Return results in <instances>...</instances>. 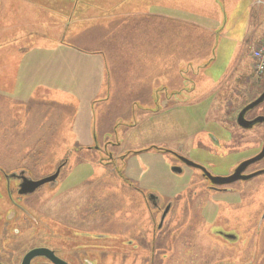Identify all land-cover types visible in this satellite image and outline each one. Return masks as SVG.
<instances>
[{
  "label": "rangeland",
  "instance_id": "obj_1",
  "mask_svg": "<svg viewBox=\"0 0 264 264\" xmlns=\"http://www.w3.org/2000/svg\"><path fill=\"white\" fill-rule=\"evenodd\" d=\"M154 1L166 4L0 0V167L25 168L35 178L58 172L55 186L43 185L42 221L19 229L32 234L42 227L46 245L62 256L80 245L76 262L260 264V243L247 242L246 251L242 240L236 250L226 248L205 235L198 216L210 196L233 200L236 219L241 215L255 229L264 212L263 174L234 181L230 195L208 192L193 178L198 170L185 167L188 206L174 202L171 223L167 217L154 240L160 215L141 193L155 192L163 203L178 193L183 176L170 170L169 150L223 175L259 148L262 124L242 128L236 119L264 86L252 59L263 47L264 0H219L224 16L214 0L208 11L195 8L199 0H176L171 10ZM215 17L220 21L212 24ZM259 113L264 100L246 117ZM260 166L264 159L249 169ZM84 198L90 208L82 211L90 216L81 222Z\"/></svg>",
  "mask_w": 264,
  "mask_h": 264
},
{
  "label": "flooded vegetation",
  "instance_id": "obj_2",
  "mask_svg": "<svg viewBox=\"0 0 264 264\" xmlns=\"http://www.w3.org/2000/svg\"><path fill=\"white\" fill-rule=\"evenodd\" d=\"M263 91L264 89L260 93H262ZM255 99L247 103L245 107L252 103ZM246 112L244 113V117L250 121L258 116H264L259 113L248 118L246 117ZM256 123H261L263 126L260 146L253 155L246 159H250L259 154L264 143V123ZM254 124L255 123L251 124L248 128H252ZM168 153L171 155L172 161L174 162L173 164H171L170 170L176 175L183 176V179L177 186V189L179 190L178 193L169 192V194H167L168 197L170 196V193L174 194L175 197H169L164 203L161 202V198H159L155 194V192H151L148 190L146 192H142V189L135 185L134 182L130 180V178H122L123 181H126L130 187H133L135 190L142 192L141 194L144 197L146 206L150 211H153V209L157 210L159 213L158 215H160L159 226L157 227L156 224L153 225V229L151 232L152 240L155 239L157 231L160 232L163 226V222L167 217L168 220L171 217V223V220L174 217V214L171 213V210L174 208V202L179 201L182 206L185 205L186 202V206H188L187 177L189 176V171L188 169H185V167L195 168L198 170L197 174L192 173L193 178L194 175L197 176L196 178H199V182H202V184L205 185L204 188H206L208 192L219 193L221 191H230V195L236 194V189L227 186L235 183L236 181H245L242 179H238L230 184H215L205 172H208L212 176L226 177L231 175L234 172L235 168L239 165V163L246 159L234 165L230 172H227L223 175H219L210 172L206 167L190 160L187 156L177 151L169 150ZM185 159L194 162L201 168L186 164ZM263 159L264 157L261 160ZM261 160H258L254 163H258ZM254 163L248 165L244 169V171L241 172L239 175H252L248 179H251L257 175H264V166H260L251 170L249 169V166L253 165ZM186 174L187 177L185 178L184 176ZM50 176L51 175L47 177ZM42 179L44 178L33 177L25 168L6 172L2 167H0V264H95L86 257H84L82 261L76 262V259L78 258L76 257V255L74 256L73 254L76 253V251L78 250H82V247L80 245L74 247L75 249L72 250L70 254L66 256L60 255L59 248H55L53 246L50 247L49 245H46L44 239L45 233L42 227L36 233L32 234H29V232L25 230L19 229L20 226L26 224L34 225V223L41 222L43 219V216L40 214V212L43 211L44 206H42V203L44 201L43 185L45 183L35 186V183ZM46 183H49L50 186H55L56 179L54 181ZM40 193H42L41 196H39ZM206 200L207 202H203L200 204L199 208L201 210L198 216V221H201V225L203 226L202 229L203 232H205V235H207L208 233L211 234V237H214L216 240H220L221 242L226 243V248H230L231 250H236V245L240 244L241 240L244 241L242 242V244H244H240L239 246L244 251L248 249L246 247L247 242L253 241L255 244L260 243V252L263 254L262 258H264V232L262 233L264 229H262L261 226L264 222V212L260 214L256 224V228L251 229L252 221L249 222V220L241 218V215H239V218L236 219L237 215L235 213L237 212V210L240 209L238 208V203L236 201L230 200L229 202H226L221 200V198H213L211 196L208 197ZM83 201V206L85 207L77 211V217L78 220H80L81 222H86L90 216V213H88L87 210L83 212L82 209L90 207H87L89 203L86 198H84ZM221 209H223V216L222 214H219V211H221ZM208 211H214L213 215L211 213L210 215L206 213ZM181 215H183L184 218L186 214H180V217ZM208 215L209 217H211V219L207 218ZM181 218L179 219L180 223L185 222L183 219L181 220ZM238 224L241 225L237 226ZM11 225L14 226L10 229ZM88 232L89 230H79V237L88 236ZM95 236L97 238L103 239L105 235L97 234ZM258 239L260 240V242H257ZM214 243L217 245V242ZM152 248V255H155L156 247L153 245ZM55 258H57L59 261H56ZM260 262H262L260 264H264V259ZM149 264H154V261H152L151 259L149 261ZM247 264H253V262H249Z\"/></svg>",
  "mask_w": 264,
  "mask_h": 264
},
{
  "label": "water",
  "instance_id": "obj_3",
  "mask_svg": "<svg viewBox=\"0 0 264 264\" xmlns=\"http://www.w3.org/2000/svg\"><path fill=\"white\" fill-rule=\"evenodd\" d=\"M264 100V91L252 102L250 103L248 106H246L245 108H243L240 113L237 115V124L242 127V128H248L251 124L253 123H256V122H262L264 123V116H258L256 118H254L253 120H247L245 117H244V113L246 112L247 109L253 107V106H256L258 105L259 103H261L262 101ZM264 157V143H263V146H262V149L261 151L259 152V154H257L256 156L250 158V159H246L244 161H242L241 163H239V165L235 168L234 172L229 175V176H226V177H222V176H212L211 174H209L208 172H205L207 174V176H209L212 180L213 183L215 184H227V183H231V182H234L238 179H242V180H246L248 178H250L252 175H249V176H240L239 174L241 172L244 171V169L258 161V160H261L262 158ZM185 163L190 165V166H195V167H199L201 168L199 165L195 164L194 162L192 161H189L187 159H185ZM58 175V172L56 171V173H54L53 175H51L50 177H46L38 182L35 183V186L36 185H40V184H43V183H46V182H50V181H54L56 179V176ZM56 261H59L57 258H55Z\"/></svg>",
  "mask_w": 264,
  "mask_h": 264
},
{
  "label": "crops",
  "instance_id": "obj_4",
  "mask_svg": "<svg viewBox=\"0 0 264 264\" xmlns=\"http://www.w3.org/2000/svg\"><path fill=\"white\" fill-rule=\"evenodd\" d=\"M174 1H176V0H165V3L166 4H163V2H161L162 4H163V6H158V4L159 3H157L156 1H154L153 2V4L156 6V7H165V10H168V9H173V5H171V3H173ZM184 0H180V2H178V3H182ZM190 2H191V0H189ZM215 1V3H217L218 4V6H219V8H220V10H221V12H222V14H223V16L224 15H226V13H225V11H224V6H222L221 4H220V1L219 0H214ZM237 1H241V0H237ZM248 1H250V0H248ZM248 1H247V3H248ZM243 3H244V1H243ZM247 3L245 4V5H247ZM168 4V5H167ZM197 4V6L195 7V8H197L198 9V7L201 9V10H207L208 11V9H212L214 6H213V3H212V0H199V2L198 3H196ZM231 4V3H230ZM174 8H176V7H174ZM247 8V6H245V9ZM180 12H184L182 9H181V11ZM258 12H260V10H258V11H256V14H254V16H256V17H258L257 16V14H258ZM190 14V13H189ZM209 14V13H208ZM250 14V13H249ZM263 13H262V11H261V13H260V16L262 15ZM191 15H193V14H191ZM210 15V14H209ZM195 16V15H194ZM208 16V15H207ZM245 17V13H240V17ZM200 17V16H199ZM199 17H197V18H199ZM207 18V17H206ZM205 18V19H206ZM247 19L249 20L250 19V15H248L247 14ZM258 19V18H257ZM261 19V18H260ZM215 20L216 21H220V20H218V17L216 18L215 17V19H213V18H211V21H212V24L215 22ZM261 21H264V18L263 19H261ZM248 23V25H250L251 23L248 21L247 22ZM224 24H226V21H222V23H221V25H220V27L214 32V36H215V38H214V40H216L217 38H219L220 37V34L222 33V31L224 30H222V28H223V26H225ZM260 24H264V22H259L258 23V25H260ZM232 38V37H231ZM231 38L229 37L228 39H230L231 40ZM209 39V38H208ZM234 40H236V39H234ZM210 41V40H209ZM236 42H238V40H236ZM223 49V47L220 49V50H222ZM224 50V49H223Z\"/></svg>",
  "mask_w": 264,
  "mask_h": 264
},
{
  "label": "built area",
  "instance_id": "obj_5",
  "mask_svg": "<svg viewBox=\"0 0 264 264\" xmlns=\"http://www.w3.org/2000/svg\"><path fill=\"white\" fill-rule=\"evenodd\" d=\"M262 49L254 50L252 53L253 69L257 76L264 73V38L261 40Z\"/></svg>",
  "mask_w": 264,
  "mask_h": 264
},
{
  "label": "trees",
  "instance_id": "obj_6",
  "mask_svg": "<svg viewBox=\"0 0 264 264\" xmlns=\"http://www.w3.org/2000/svg\"><path fill=\"white\" fill-rule=\"evenodd\" d=\"M264 89V87L261 89V91Z\"/></svg>",
  "mask_w": 264,
  "mask_h": 264
}]
</instances>
